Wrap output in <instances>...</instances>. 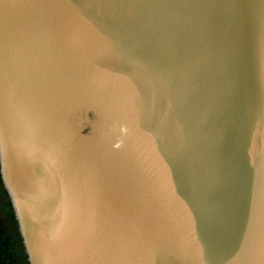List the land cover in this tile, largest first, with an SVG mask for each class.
Masks as SVG:
<instances>
[{
  "label": "water",
  "instance_id": "95a60500",
  "mask_svg": "<svg viewBox=\"0 0 264 264\" xmlns=\"http://www.w3.org/2000/svg\"><path fill=\"white\" fill-rule=\"evenodd\" d=\"M0 180L28 264H264V0H0Z\"/></svg>",
  "mask_w": 264,
  "mask_h": 264
},
{
  "label": "trees",
  "instance_id": "16d2710c",
  "mask_svg": "<svg viewBox=\"0 0 264 264\" xmlns=\"http://www.w3.org/2000/svg\"><path fill=\"white\" fill-rule=\"evenodd\" d=\"M0 264H28L17 224L0 180Z\"/></svg>",
  "mask_w": 264,
  "mask_h": 264
}]
</instances>
